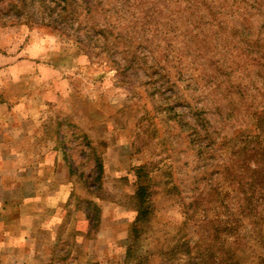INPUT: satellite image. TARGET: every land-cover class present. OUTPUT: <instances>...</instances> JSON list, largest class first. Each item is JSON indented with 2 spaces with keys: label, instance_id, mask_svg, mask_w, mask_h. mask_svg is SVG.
<instances>
[{
  "label": "rangeland",
  "instance_id": "374dc122",
  "mask_svg": "<svg viewBox=\"0 0 264 264\" xmlns=\"http://www.w3.org/2000/svg\"><path fill=\"white\" fill-rule=\"evenodd\" d=\"M35 1L0 19V264H264V0ZM36 123L58 193L14 140Z\"/></svg>",
  "mask_w": 264,
  "mask_h": 264
},
{
  "label": "crops",
  "instance_id": "0c3cea01",
  "mask_svg": "<svg viewBox=\"0 0 264 264\" xmlns=\"http://www.w3.org/2000/svg\"><path fill=\"white\" fill-rule=\"evenodd\" d=\"M57 128V126L55 127ZM56 129V137H50L48 125H40L36 123L28 129L20 127L14 133L15 143L20 144L21 142L27 144L25 149V158L32 160V164L36 169L33 168V174L40 177L39 182L43 185L42 188L58 193L63 187L58 181L55 182V176L58 175L59 170L63 173V146L62 142L59 147V139ZM27 135V138L24 137ZM26 139L25 141H22ZM60 148V149H59ZM54 181V182H50ZM46 208V205H44ZM45 218V217H44Z\"/></svg>",
  "mask_w": 264,
  "mask_h": 264
},
{
  "label": "trees",
  "instance_id": "16d2710c",
  "mask_svg": "<svg viewBox=\"0 0 264 264\" xmlns=\"http://www.w3.org/2000/svg\"><path fill=\"white\" fill-rule=\"evenodd\" d=\"M13 2H14L13 5L10 4V9L6 13L0 12V19L8 18V19H13V20L19 21L22 18L23 11H26L29 8V6L33 5L36 1L35 0H13ZM19 3L21 4L20 9H19ZM241 150L242 151H238L237 153L231 151L232 152L231 157H227V154L229 151H226L225 161H227L228 164H230V165L228 166V169L226 168V170H225L226 171L225 177L223 176V183L224 184H229L232 181L231 175H233L234 173L231 174V171L234 170V172L236 173V171H237L236 169L242 168L243 166L248 165V161L251 159V155H249V154H251V152H253V150L250 151L251 149L247 150V148H243ZM245 150H247V151H245ZM146 171L147 170L144 167V165L136 168V170H135V173H136L135 176L137 177V190H136L134 197L136 200H138L139 196H141L143 198L146 196L147 187L142 184V182L146 183V178L143 175L149 176V174L146 173ZM251 173H252V177H253L254 181L256 182V186L258 188H263L264 187V171L260 174V171L251 170ZM138 185H139V187H138ZM144 210H146V209H144V208L141 209L140 206H138V212H139L138 217H137L138 223H143V222L145 223L146 221H148V216H150V213H146V211H144ZM255 211L258 212L257 207H255ZM144 217L145 218L147 217V218L145 219ZM136 223L134 224L135 226L137 225ZM225 225H226V227L224 229H226L227 235L225 234L226 237L221 236V238L223 239V242H224V244H223L224 246L229 245V243L231 242L230 241L231 239H229V238L231 236L232 237L234 236L233 238H235L237 236L236 233L238 230V228L235 227V231H234L235 233H231L233 231V229H230V227L228 228L226 222H225ZM238 233H239V231H238ZM225 264H237V261L234 260V257H231V258L229 257V259H227V261H225Z\"/></svg>",
  "mask_w": 264,
  "mask_h": 264
}]
</instances>
